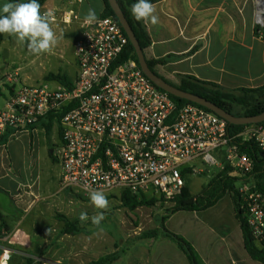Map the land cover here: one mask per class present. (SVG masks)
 <instances>
[{"label":"built area","instance_id":"2783aa9c","mask_svg":"<svg viewBox=\"0 0 264 264\" xmlns=\"http://www.w3.org/2000/svg\"><path fill=\"white\" fill-rule=\"evenodd\" d=\"M256 1L257 17L264 18L259 13L264 0ZM53 13L54 23L78 20L73 12ZM98 19L101 22L82 24L74 51L78 75L72 86L20 87L0 110V137L53 115L62 131L55 153L62 186L88 198L90 190L105 195L120 191V197L129 191L172 201L187 186L188 175L203 172L196 163L227 171L252 239L264 251V190L258 187L264 171L255 170L253 158L236 141H253L264 155V125L252 124L230 136L229 123L217 114L193 104L177 105L137 61L116 66L129 38L115 18ZM235 192H230L232 198ZM9 260L4 250L0 264Z\"/></svg>","mask_w":264,"mask_h":264},{"label":"crops","instance_id":"0c3cea01","mask_svg":"<svg viewBox=\"0 0 264 264\" xmlns=\"http://www.w3.org/2000/svg\"><path fill=\"white\" fill-rule=\"evenodd\" d=\"M5 2L12 0H0V5ZM153 5L159 23H145L152 39L148 56H172L169 63L156 68L167 81L178 86L183 75L228 90L264 86V40L260 31L256 35L254 0H163ZM89 8H94L101 18L105 3L46 0L41 11L73 12L78 20L68 26H74L80 37ZM5 36L0 60L8 53ZM196 46L199 49L193 55L183 57ZM15 51L12 48L11 53ZM3 98L5 103L0 110L5 108L9 96ZM61 144L60 121L48 116L34 127L13 133L0 146V194L9 202L8 214L1 213L7 224L14 227L11 232L0 229V261L4 250L28 255L36 246L40 253L47 247L40 230L47 225L50 199L58 195L60 198L67 189L76 190L62 186V167L55 155ZM167 217V229L188 242L202 264H262L245 249L231 197L222 198L203 211H178ZM26 222L30 225L26 226ZM37 238L36 244L33 239ZM148 250L141 256L137 253V264H191L178 244L166 236L154 240Z\"/></svg>","mask_w":264,"mask_h":264},{"label":"rangeland","instance_id":"374dc122","mask_svg":"<svg viewBox=\"0 0 264 264\" xmlns=\"http://www.w3.org/2000/svg\"><path fill=\"white\" fill-rule=\"evenodd\" d=\"M254 14L256 29L264 36V18L263 21L258 20L256 7ZM52 26L58 38H62L51 52L39 55L30 53L26 45L18 44L15 37L5 34L4 47L8 53L5 54L6 58L0 60V96L5 98L9 96L10 99L23 86H45L49 89L64 87L54 80L53 77L56 75H66L72 83L76 80L78 71L74 51L79 32L74 26L60 22ZM12 48L16 49L13 54ZM3 97H0V106L5 103ZM234 114L242 116L244 109L235 107ZM195 167L203 172L188 175L186 182L192 195L200 196L220 172L215 166L210 167L201 163H196ZM106 197L109 208L105 211V219L100 225L103 231L94 226L91 219L87 222L79 220L81 212H86L91 218L101 211L95 209L90 198L85 197L79 190L67 189L60 198L58 195L50 199L47 205L49 211L46 212V215H49L47 225L40 230L47 240V247L43 248L41 253L36 246L28 255L10 254V264H137L140 262L137 253L143 255L154 240L166 236L165 231L168 229L165 221L169 214L174 213L175 204L157 196V201L152 205L131 210L124 206L120 191H113ZM230 197L232 198L228 191L222 195L223 199L229 200ZM151 198L153 197H148ZM8 205L6 197L0 194V229L11 232L14 227L11 228L12 226L7 224L1 213L3 211L4 214H8L6 210ZM12 224L10 222V225ZM25 225L29 226L30 223L26 222ZM33 240L36 244L39 242L38 238Z\"/></svg>","mask_w":264,"mask_h":264},{"label":"trees","instance_id":"16d2710c","mask_svg":"<svg viewBox=\"0 0 264 264\" xmlns=\"http://www.w3.org/2000/svg\"><path fill=\"white\" fill-rule=\"evenodd\" d=\"M45 1L46 0H38V3L41 5V10ZM103 1L105 3V10L102 17H113L118 21L108 0H103ZM161 1L163 0H149V2L152 4H156ZM12 2H18V1L12 0ZM117 2L123 14L125 15L128 23L130 24L135 34V37L137 38L139 45L141 46L146 56V60L149 67L154 73H156L158 76H160L165 81H167L163 76H161L157 72L156 68L157 66H164L167 63H169L173 59L172 56H167L162 59L149 58L148 52L152 46L151 36L149 34L145 22L137 21L131 13V6L134 3H136V0H117ZM256 35L257 36L259 35V31L257 29H256ZM4 36L5 34H0V47L2 42L4 41ZM263 40H264V36H263ZM198 49L199 46L194 47L189 53L183 55V57L193 55ZM130 59L138 62L136 51L129 41L127 49L117 60L116 66H120L121 64H123L124 62ZM53 78L64 87L69 88L72 86V81L66 75H56ZM167 82L170 83L169 81ZM174 86L183 91L203 97L208 101H211L218 107L222 108L226 112L233 114L234 116H236L234 114L235 107L243 108L244 114L242 116H237V117L257 116L264 112V86L258 88H239L235 90H228L218 84L201 81L193 76H183V75L180 76V85L178 86L174 85ZM169 96L179 106L186 104H193L199 106L188 100L177 98L170 94ZM199 107L204 108L202 106ZM49 117H51L52 119L55 118L53 115H50ZM261 125H264V122L261 123ZM248 126L250 125L238 126V125L229 124L228 125L229 135L235 136L240 132H242ZM15 132L16 131L8 130L4 135H2V137H0V146L5 145L7 143L9 136ZM236 141L240 144L241 150L249 154L253 158L255 163L254 164L255 170L257 172L264 171V156L261 149L253 141L245 142L240 138L237 139ZM262 179L264 180V175H259L258 187L264 190V181ZM234 184H235L234 181L227 177V171H225V172H220L216 176V178L209 183L208 187L203 190L202 192L203 195L200 196L192 195L187 185L183 189L182 193L176 196L174 200H172V202L175 204L173 212L175 213L178 211H203L209 207H212L214 204L217 203L218 200L222 198V195L227 191L235 192ZM121 197L123 198L124 206L131 210H135L136 208L144 205H152L155 201H157L156 197L148 199V197L145 195H141V196L134 195L129 191H123L121 193ZM161 198L162 200L165 201L164 197ZM233 200L235 203L237 219L240 222V226L244 235L245 249L252 259L264 264V251L261 250L252 239L251 233L249 231L246 222V218L244 216V211L241 209L239 196L236 194V192L235 195L233 196ZM165 232L167 237L171 238L178 244L179 248L185 253L191 264H202L199 260L197 253L188 242H186L183 238L171 233L168 230H166Z\"/></svg>","mask_w":264,"mask_h":264},{"label":"clouds","instance_id":"9594fccd","mask_svg":"<svg viewBox=\"0 0 264 264\" xmlns=\"http://www.w3.org/2000/svg\"><path fill=\"white\" fill-rule=\"evenodd\" d=\"M131 13L137 21H144L151 25L159 23L155 6L149 0H136L131 6ZM55 16L53 11L42 12L38 0L28 2H5L0 6V34H7L16 38L18 44L26 45L30 53L39 55L51 52L62 37L57 36L53 29ZM84 24L92 25L99 21L94 8H89ZM87 190V189H86ZM89 198L95 209L101 210L89 218L86 212H81L79 220L91 223L100 228L105 219V211L109 208V201L103 191L90 190ZM103 231L102 228H100Z\"/></svg>","mask_w":264,"mask_h":264},{"label":"water","instance_id":"95a60500","mask_svg":"<svg viewBox=\"0 0 264 264\" xmlns=\"http://www.w3.org/2000/svg\"><path fill=\"white\" fill-rule=\"evenodd\" d=\"M112 10L114 11L121 27L123 28L124 32L126 33L127 37L129 38L130 43L132 44L133 48L136 51V55L138 58V63L143 70L144 74L151 80V82L161 90L167 92L168 94L175 96L177 98L188 100L192 103H195L199 106H202L211 112L217 114L221 118L225 119L229 124L232 125H252V124H261L264 122V112L257 116H245V117H237L234 116L231 113L226 112L222 108L218 107L211 101H208L207 99L200 97L198 95L183 91L174 85L168 83L163 78L158 76L156 73H154L151 68L149 67L146 56L139 45V42L137 38L135 37V34L128 23L125 15L123 14L117 0H108ZM264 156V155H263Z\"/></svg>","mask_w":264,"mask_h":264},{"label":"bare ground","instance_id":"6f19581e","mask_svg":"<svg viewBox=\"0 0 264 264\" xmlns=\"http://www.w3.org/2000/svg\"><path fill=\"white\" fill-rule=\"evenodd\" d=\"M261 10H260V12L259 13H264V2H261ZM258 20L259 21H263V17L262 16H259L258 17Z\"/></svg>","mask_w":264,"mask_h":264}]
</instances>
